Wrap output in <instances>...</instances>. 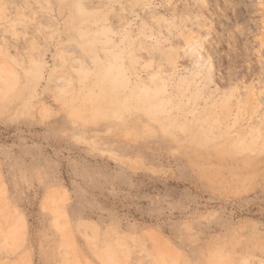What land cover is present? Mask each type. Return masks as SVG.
<instances>
[{
	"label": "rangeland",
	"instance_id": "obj_1",
	"mask_svg": "<svg viewBox=\"0 0 264 264\" xmlns=\"http://www.w3.org/2000/svg\"><path fill=\"white\" fill-rule=\"evenodd\" d=\"M0 264H264V0H0Z\"/></svg>",
	"mask_w": 264,
	"mask_h": 264
},
{
	"label": "bare ground",
	"instance_id": "obj_2",
	"mask_svg": "<svg viewBox=\"0 0 264 264\" xmlns=\"http://www.w3.org/2000/svg\"><path fill=\"white\" fill-rule=\"evenodd\" d=\"M123 80V79H122Z\"/></svg>",
	"mask_w": 264,
	"mask_h": 264
}]
</instances>
